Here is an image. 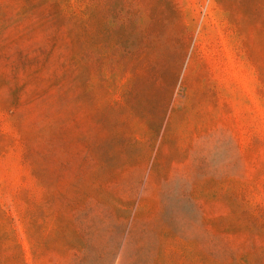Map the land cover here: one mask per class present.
<instances>
[{"label":"rangeland","instance_id":"rangeland-1","mask_svg":"<svg viewBox=\"0 0 264 264\" xmlns=\"http://www.w3.org/2000/svg\"><path fill=\"white\" fill-rule=\"evenodd\" d=\"M0 264H264V0H0Z\"/></svg>","mask_w":264,"mask_h":264}]
</instances>
